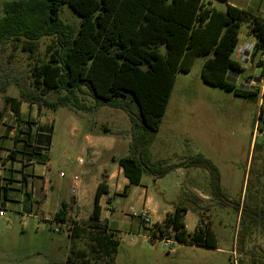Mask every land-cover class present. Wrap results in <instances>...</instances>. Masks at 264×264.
Returning <instances> with one entry per match:
<instances>
[{
	"label": "trees",
	"instance_id": "1",
	"mask_svg": "<svg viewBox=\"0 0 264 264\" xmlns=\"http://www.w3.org/2000/svg\"><path fill=\"white\" fill-rule=\"evenodd\" d=\"M64 3L80 16L78 24L60 17ZM242 21L248 22L249 32L256 38L249 60L263 71L264 77V17L235 5L227 3L220 10L210 0L4 1L0 52L16 42L14 49L19 47L34 55L38 40L50 38L45 53L36 56L28 74L17 71L9 62L0 63V94L15 119L14 126H7L5 132L13 129L14 145L22 142L20 148L11 149L7 159H33L40 163L49 159V138L40 132L36 121L22 117V102L36 105L38 116L42 107L55 110L63 105L92 111L110 106L123 109L131 122L127 132L102 128L103 133L131 138L130 153L114 158L128 183L139 184L143 172L161 177L173 165L151 161L149 148L166 110L176 73L188 72L196 56H206L201 69L204 82L257 101L259 85L247 88L233 80L235 74L245 70L233 57ZM11 83L17 86L18 96L5 94ZM49 93L56 94L55 101L49 100ZM261 96L258 129L264 132V88ZM87 97L92 99L91 104L85 102ZM2 117L0 111V122ZM257 145L253 144V152ZM181 164L204 169L208 173L210 195L218 203H229L221 187L220 170L212 160L196 154ZM105 192L107 185L99 182L87 222L73 224L67 232L73 242L87 237V248H77L73 243L64 264H99L102 259L112 264L119 238L100 219L99 198ZM189 201L191 206L175 204L161 222H155L148 231L149 240L166 238L218 247L211 220L204 219L195 201ZM70 207L71 204L63 202L54 219L68 221ZM188 209L197 212L201 221L192 232L184 223ZM239 224L242 229L248 225L264 228V200L245 204Z\"/></svg>",
	"mask_w": 264,
	"mask_h": 264
},
{
	"label": "rangeland",
	"instance_id": "2",
	"mask_svg": "<svg viewBox=\"0 0 264 264\" xmlns=\"http://www.w3.org/2000/svg\"><path fill=\"white\" fill-rule=\"evenodd\" d=\"M4 1L6 0H0V16L3 13ZM230 1L232 3H227L264 17V0ZM210 2L220 10L226 7L223 0ZM59 14L65 22L74 25L80 20V16L66 3L62 4ZM250 34L248 22L242 21L238 35L241 50L235 49L233 56L236 54L242 65H245V70L235 74L234 79L239 85L247 88L259 85L257 101L204 82L201 69L206 56H196L188 72L176 73L154 145L160 147L159 152H164L161 156H156L157 159H151L149 154L151 161L161 160L173 166L161 177L143 172L141 183L129 185L126 196L110 192L109 207H113V216H109V221L111 226L116 228L119 238L112 264H264V228L248 225L242 229L239 224L241 210L245 204L260 203L264 200V132L258 129L264 77L263 71L248 59L247 44L252 45ZM49 42V37L39 39L37 54L34 55L22 51L19 47L14 49L16 42L10 43L4 52H0V63L9 62L17 71L28 74L36 56L41 57L45 53ZM243 57L246 58L245 61ZM18 92L17 86L11 83L5 94L18 96ZM48 98L55 101L56 94L49 93ZM85 102L91 104L92 99L87 97ZM0 111L3 112L0 123L2 133L7 126H14L15 123L2 94ZM21 112L24 119L31 118L40 125L43 135L48 132L49 161L44 166L43 174L47 199L39 208V212L36 200L40 193L41 181L37 179L33 182L31 200L14 202L6 208L8 210L5 215L0 218V264H64L73 243L77 248H87V237L82 236L73 242L67 232H54V225L50 223L53 221L52 212L60 207L61 201L70 193V178L77 174L83 165L78 162L79 157L86 156L82 147L83 132L102 133L101 135L114 141L118 138V141L112 144V150L106 152L99 148L109 158L106 163L113 165L111 155L119 157L130 153L131 138L128 135L103 133L102 128L107 126L112 130L127 132L131 122L123 109L110 106H101L92 111L63 105L55 110L42 107L38 116L36 105L22 102ZM254 143L258 145L253 152ZM3 146L7 149L1 150L0 155L6 156L11 151L12 140L6 139ZM196 154L204 155L218 167L221 173V187L229 203H218L210 195L208 173L204 169L185 167L181 164L187 157ZM61 171L64 175H60ZM94 190L95 188L82 208L71 204L67 215L70 223L87 222L93 207ZM145 191L158 201L160 207H172L178 203L191 206L189 199L195 201L196 207L204 214V219L207 217L211 220L217 246L221 251L196 247L189 243L165 244L162 239L150 241L147 228L144 229L136 218L124 216L142 207ZM22 203H25L27 208L24 214L21 213ZM40 213L46 215L48 220ZM105 214L106 209L102 215ZM200 222L198 213L188 209L184 217L186 229L192 232ZM238 237L241 238L239 241ZM103 260L99 261V264H106Z\"/></svg>",
	"mask_w": 264,
	"mask_h": 264
},
{
	"label": "crops",
	"instance_id": "3",
	"mask_svg": "<svg viewBox=\"0 0 264 264\" xmlns=\"http://www.w3.org/2000/svg\"><path fill=\"white\" fill-rule=\"evenodd\" d=\"M228 1L232 3L230 0H227L225 1L226 4ZM240 8H243V7H240ZM250 35H251L250 41L252 42V45H253L254 42L256 41V38L252 34ZM252 45L247 44V47H248L247 54L248 55H250V52H251L250 46ZM235 49L241 50L240 38L238 41V45ZM233 57L238 60V58L236 57V54H234ZM245 60L246 58L243 57V61ZM250 63L252 62L250 61ZM242 66L245 67L244 64ZM157 133L150 147L151 159L152 158L157 159L156 156H158L159 154L161 156V153L164 152V151L159 152L160 150L159 146L154 147V145H156ZM14 134L15 132H11V131L5 132V130L4 132L0 133V151L7 149L5 148V146H3L4 141L6 139L12 140V148H20L22 142H18L14 145V141H13ZM83 134H84V137H83L84 143L82 144V147L85 150L86 156L85 158L79 157L82 159L81 164L83 165L81 166V169L78 171V173L73 175L72 178H70V183H69L70 193L67 195L65 199L61 201L60 206L63 202H66L69 204H73L76 207L82 208L83 205L89 201V196L92 190L94 188L96 189L99 182H104L107 185V192L103 193L99 198V204L101 206L100 219L102 221H106L109 229L114 231L117 234L116 228L112 227L109 221V216L111 217L113 216V207H109L111 204L110 192L113 191L114 195H125L126 196L128 187L131 184L128 183V179L124 176L122 172V168L120 167V165H118V163L114 159L118 157L116 155H111L110 159L113 165H109V163L108 164L106 163L109 158L106 157L99 150V148L106 150V152L112 150L113 148L112 144L116 143L118 141V138L116 137L115 141L113 139L109 140L105 137V135H101L102 133H96V132H83ZM46 136H48V132L46 133ZM7 156H8V153L6 154V156L0 155V209H3L4 211H6L8 210L6 208H9L11 205H13L12 203L14 202H21V201L23 202L26 199L31 200L33 197L32 192L34 189L33 182L37 179H40L41 181L40 193L36 201L38 202L37 209L39 210V212H41L39 208L43 204L44 200L47 199V194L44 188L45 179L43 178V174H44V166L48 164L49 159L44 161L43 163H40L33 159L31 160L25 159L23 161H20L18 159H11V158L7 159ZM74 176H76V179L73 178ZM141 180H142V176H141ZM122 185H123V188L121 189ZM124 187H125V191H124ZM42 192L44 194H42ZM94 193H95V190H94ZM142 207H146L150 211V215L154 223L161 222L165 218L166 214L168 212H171L174 208V206L160 207V204L158 203V201L153 196L147 195L146 191H145ZM30 208H32L31 205H30ZM58 209L52 212L53 221H50L51 224H53L55 220L54 213ZM104 209H106V214L102 215ZM21 210H22L21 212L22 214H24V211L27 210L25 203H22ZM40 214L44 219L48 220L46 215H44L43 213H40ZM126 215L130 217V213L125 214L124 216L127 217ZM1 217L2 216H0V218ZM144 227L145 226H143V228ZM189 244L194 245L196 247H202L206 249H212L215 251H221V248L219 247L213 248V247H208V246L195 245L191 243Z\"/></svg>",
	"mask_w": 264,
	"mask_h": 264
},
{
	"label": "built area",
	"instance_id": "4",
	"mask_svg": "<svg viewBox=\"0 0 264 264\" xmlns=\"http://www.w3.org/2000/svg\"><path fill=\"white\" fill-rule=\"evenodd\" d=\"M78 162L81 163L82 159L79 158ZM60 175H64V173L61 171ZM73 178L76 179V176H74ZM4 213H5V211L3 209H0V216H3ZM130 217L136 218L140 224L145 226V228H148V231H149V229L151 230V228L153 227L154 222L151 218L150 211L146 207H142L137 211H135V210L131 211ZM53 225H54V227H53L54 232L62 233V232H69L71 230V227L73 224L70 223L69 221L54 220ZM148 239H149V237H148ZM155 239H159V238H154V240L152 242H154ZM162 240H164L165 244H167L169 242H175L172 239H166V238H164Z\"/></svg>",
	"mask_w": 264,
	"mask_h": 264
},
{
	"label": "water",
	"instance_id": "5",
	"mask_svg": "<svg viewBox=\"0 0 264 264\" xmlns=\"http://www.w3.org/2000/svg\"><path fill=\"white\" fill-rule=\"evenodd\" d=\"M235 81V79H233ZM138 157H139V154H138Z\"/></svg>",
	"mask_w": 264,
	"mask_h": 264
}]
</instances>
